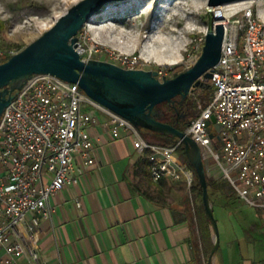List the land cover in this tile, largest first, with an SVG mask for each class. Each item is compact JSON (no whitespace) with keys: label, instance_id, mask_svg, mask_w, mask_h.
<instances>
[{"label":"built area","instance_id":"2783aa9c","mask_svg":"<svg viewBox=\"0 0 264 264\" xmlns=\"http://www.w3.org/2000/svg\"><path fill=\"white\" fill-rule=\"evenodd\" d=\"M256 1L263 0L210 7L225 27L222 55L212 77L201 78L214 87L212 101L186 132L200 145L205 162L212 159L237 194L264 217V9ZM76 49L84 61L96 51L80 39ZM15 53L4 49L0 38V62ZM121 63L135 68L137 61L124 57ZM98 110L108 114L113 138L130 137L147 157L154 181L168 177L189 187L195 182L194 171L178 156L180 143L152 141L78 83L36 74L0 118V264H16L25 255L41 264L36 243L42 219L53 210L50 197L78 182L79 161L96 162L90 127L100 123ZM213 115L219 129L209 123Z\"/></svg>","mask_w":264,"mask_h":264},{"label":"crops","instance_id":"0c3cea01","mask_svg":"<svg viewBox=\"0 0 264 264\" xmlns=\"http://www.w3.org/2000/svg\"><path fill=\"white\" fill-rule=\"evenodd\" d=\"M95 115L100 123L90 132L96 162L79 161L78 182L50 197L53 210L42 219L36 243L41 264H208L213 235L198 213V195L181 181H154L133 140L113 138L108 114ZM206 168L219 183L212 167ZM223 193L212 192L213 205ZM255 257V248L235 237L223 250L220 240L214 264H264ZM16 264L36 262L25 255Z\"/></svg>","mask_w":264,"mask_h":264},{"label":"rangeland","instance_id":"374dc122","mask_svg":"<svg viewBox=\"0 0 264 264\" xmlns=\"http://www.w3.org/2000/svg\"><path fill=\"white\" fill-rule=\"evenodd\" d=\"M79 1L0 0V38L3 48L16 53L21 51ZM207 1L130 0L114 6L106 5L107 9L104 6L95 14L97 17L85 24L78 37L85 48L96 49L94 59L127 67L121 60L130 57L137 61L135 68L157 70L160 79L173 78L193 66L202 53L206 32L212 29L216 21ZM255 4L264 9V0L259 3L256 1ZM166 48L171 49L176 57L169 53L165 58L158 59L155 51ZM205 82L210 83L201 80V85L189 94L188 98L196 104V111L189 121L212 101V89L203 87L202 83ZM148 138L161 142L157 138ZM178 156L184 162L183 155L178 153ZM206 164L220 177L219 184L224 192L221 201L213 199L221 249L225 248L227 240L237 237L243 246L255 248L256 261L264 262V217L237 194L212 159ZM226 200L225 205L223 202ZM198 213L203 218L201 204ZM209 255L207 252V257Z\"/></svg>","mask_w":264,"mask_h":264},{"label":"water","instance_id":"95a60500","mask_svg":"<svg viewBox=\"0 0 264 264\" xmlns=\"http://www.w3.org/2000/svg\"><path fill=\"white\" fill-rule=\"evenodd\" d=\"M115 1L81 0L75 3L41 36L0 62V118L28 79L36 74H53L78 83L92 99L129 119L136 127L179 138L203 190L202 200L213 235L208 264H214L221 238L208 190L202 149L186 130L163 120L164 111L161 106L164 103H176L177 100L183 104L192 89L201 85L202 77H212L211 70L221 59L225 27L218 23L214 29H209L197 61L173 78L160 79L157 70L126 68L106 60L93 58L84 61L76 49L79 32L93 15ZM241 1L246 0H208L207 4L217 7ZM216 120L213 115L209 123H215L216 129H219Z\"/></svg>","mask_w":264,"mask_h":264},{"label":"trees","instance_id":"16d2710c","mask_svg":"<svg viewBox=\"0 0 264 264\" xmlns=\"http://www.w3.org/2000/svg\"><path fill=\"white\" fill-rule=\"evenodd\" d=\"M202 85L205 88L212 89V92H213V95H214V87L212 86L211 83L205 82V83H202ZM194 89H196V87ZM194 89H192V90H194ZM161 107H162L163 111L165 112V116H163V120L166 121V122H169V123H174V122L171 121V118L168 117V113H173L174 112V108L172 107V105L170 103H164ZM189 123H190V121H188L187 123H184V124H179V123H175V124H176V126L179 129L186 130V128H187ZM141 130H142L143 134L146 137H153V138H157V139L161 140V142H159V143H162V144H165V145H173V144H176V143H180L179 146H178V153L183 155L184 162L195 173L196 179H195V182L193 183V185L191 186V189H192V192H194V193H196L198 195V197H199V199L201 201L202 210H203V220L209 226L210 222L207 219L205 207H204L203 200H202L203 190H202V187L200 186L197 173H196L193 165L191 164V162L188 160V158L186 156L184 144L177 137H172V136H169V135H162V134L155 133V132H152V131L147 130V129H141ZM207 182H208V190H209V193H210V196H211V199H212V192L216 191V190H218L219 188H222V187L216 180H211L208 176H207ZM212 248H213V243L211 242L209 247H208V251L211 252Z\"/></svg>","mask_w":264,"mask_h":264},{"label":"flooded vegetation","instance_id":"af4514ba","mask_svg":"<svg viewBox=\"0 0 264 264\" xmlns=\"http://www.w3.org/2000/svg\"><path fill=\"white\" fill-rule=\"evenodd\" d=\"M180 97L178 96L177 99ZM174 108L173 113H168V117L171 118V121L174 123L184 124L189 121L193 113L196 111V104L189 98L183 104H180L178 100L176 103H170ZM165 116V112L163 114Z\"/></svg>","mask_w":264,"mask_h":264},{"label":"bare ground","instance_id":"6f19581e","mask_svg":"<svg viewBox=\"0 0 264 264\" xmlns=\"http://www.w3.org/2000/svg\"><path fill=\"white\" fill-rule=\"evenodd\" d=\"M127 1H130V0H120L119 2H116V3H110V4H108L109 6H114V5H116V4H120V3H125V2H127ZM107 5V6H108ZM107 6L105 7L106 9H107ZM262 8V7H261ZM106 9H104V10H106ZM103 10V11H104ZM97 17V15H95V16H93L92 18H91V20H93V19H95ZM218 23H222V21L220 20V19H217L216 20V24H218ZM114 28V27H113ZM169 53H171V54H173L175 57H176V55L172 52V50L171 49H163V50H157V51H155V55L157 56V58L158 59H160V58H165ZM175 62H177V61H170V63H175Z\"/></svg>","mask_w":264,"mask_h":264}]
</instances>
